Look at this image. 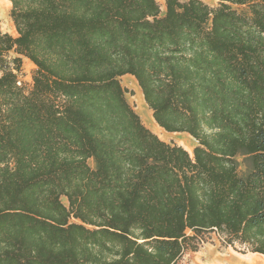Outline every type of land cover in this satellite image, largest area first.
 <instances>
[{
  "label": "trees",
  "instance_id": "obj_1",
  "mask_svg": "<svg viewBox=\"0 0 264 264\" xmlns=\"http://www.w3.org/2000/svg\"><path fill=\"white\" fill-rule=\"evenodd\" d=\"M8 1L0 264H180L207 232L264 255V0Z\"/></svg>",
  "mask_w": 264,
  "mask_h": 264
},
{
  "label": "rangeland",
  "instance_id": "obj_2",
  "mask_svg": "<svg viewBox=\"0 0 264 264\" xmlns=\"http://www.w3.org/2000/svg\"><path fill=\"white\" fill-rule=\"evenodd\" d=\"M206 2L207 4L211 6L217 5V0H202ZM158 4L160 5V9L163 11V0H157ZM9 10H10V2L8 0H0V21H1V29L3 32L10 33L12 35L15 34V29L13 27V24L9 18ZM34 66L33 64L26 58H22V74L20 77V80L25 84V87L27 88L29 83L31 82V73ZM121 85L126 90L125 96L128 101V103L132 106V108L139 114V109L137 106V103L134 101V97L137 95L138 92V85L134 79V77L130 75H124L120 77ZM135 83V85H134ZM137 87V88H136ZM140 91V89H139ZM141 94V91H140ZM142 96V94H141ZM143 98V97H142ZM144 101V100H143ZM145 103V102H144ZM146 105V104H145ZM147 107V106H146ZM148 110H150L147 107ZM141 118V116H140ZM144 125L149 128L147 125L148 121H143ZM146 122V123H145ZM151 131L152 129L149 128ZM153 132V131H152ZM156 134V133H155ZM158 137L166 142L174 143L177 145H180L184 147L189 153L192 152V149L194 145L196 144V141L187 133H169V132H161L158 133ZM88 163L91 167L94 166L93 161L91 159L88 160ZM61 201L63 204H67L66 198L62 197ZM203 240L199 243L198 249L196 251L187 250L180 260V264H194V258L198 252L203 250L207 247L215 248L219 252H237L241 254H247L251 253L247 250H244L243 247L239 246L238 244L235 245H227L223 238L217 235L215 232H207L204 234Z\"/></svg>",
  "mask_w": 264,
  "mask_h": 264
},
{
  "label": "bare ground",
  "instance_id": "obj_3",
  "mask_svg": "<svg viewBox=\"0 0 264 264\" xmlns=\"http://www.w3.org/2000/svg\"><path fill=\"white\" fill-rule=\"evenodd\" d=\"M134 101L137 103L138 111L143 121H148L147 125L149 128L157 135L158 133L165 132L153 120L151 111L147 109L139 89L137 95L134 97ZM194 264H264V255L258 253L241 254L228 251L222 253L215 248L207 247L196 254Z\"/></svg>",
  "mask_w": 264,
  "mask_h": 264
}]
</instances>
